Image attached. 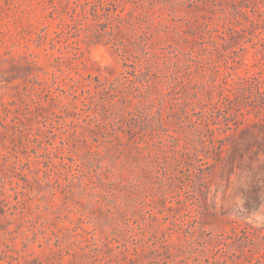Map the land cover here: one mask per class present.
Masks as SVG:
<instances>
[{"label":"rangeland","instance_id":"1","mask_svg":"<svg viewBox=\"0 0 264 264\" xmlns=\"http://www.w3.org/2000/svg\"><path fill=\"white\" fill-rule=\"evenodd\" d=\"M180 1L117 4L141 17L121 33L135 57L79 30L57 33L86 0H0V234L20 223L29 233L27 247L23 234L10 241L28 253L18 264H264V107L229 90L264 68V0ZM150 24L161 27L151 50L182 54L177 91L158 84L135 45ZM230 27L241 31L232 47ZM149 88L142 130L129 122ZM194 121L210 154L203 186L171 160L168 134L198 139ZM142 134L147 149L133 143ZM158 175L187 183L174 178L171 190Z\"/></svg>","mask_w":264,"mask_h":264},{"label":"trees","instance_id":"2","mask_svg":"<svg viewBox=\"0 0 264 264\" xmlns=\"http://www.w3.org/2000/svg\"><path fill=\"white\" fill-rule=\"evenodd\" d=\"M121 1L122 0H111L110 3H113L115 5L113 10H111V8L106 2H104V0H98V2L96 0H86V2L82 4L81 10H79L78 7H74L72 10H68L71 20L65 21L64 26H61L60 31H58L57 33H71L73 30H79L81 31L80 34H84V36L88 39L96 38L100 41L101 39H106V43H112L113 46L117 50L123 52L124 55L139 57L131 52L130 40H126V38H124L121 33H123L125 29H129L131 27L136 28L137 26H139V24L141 23V17L133 15V13L125 15L122 12L123 10L119 12L117 4L121 3ZM163 2L165 3L166 8L171 10H175L176 6L181 3L180 0H163ZM237 13L244 15L248 20L253 22V19H250V16L248 15L247 11L237 10ZM83 19L92 20V25H85ZM160 29L161 27L155 26L153 24L148 25L146 27L144 35L140 36V38H142L141 41L139 42V40H136L135 45L138 51L140 50L143 54L147 56L146 62L148 68H150L149 70H156L155 78L158 79V84H164L166 81V83H168L170 87H173L174 91H177L181 88L180 85L183 83V79L180 80V66L181 61L183 60L182 54L180 52H175V55L162 56L159 55L156 51L150 49L151 45L149 44V39L152 37V35L150 36V34H153L154 36L155 32L160 31ZM207 31L212 34V30L208 29ZM240 33V29H236L234 27L229 28V37L227 38V40L225 37L224 39L226 40V42H229L230 47H232V41ZM261 40L264 41V38H262ZM142 41H145L144 45L142 44ZM260 63L262 64L263 61H261ZM263 65L264 64H262V66ZM160 70L166 73L164 75L159 74ZM263 73L264 68H261L260 71H256V73L254 74L239 76L237 86L229 87V90L233 93L237 92L238 90L250 91V97H252L253 99L252 105H255L256 107H264V78L262 77ZM163 78H166V80H164ZM148 82V86H155L156 84L155 82H152V80H148ZM101 85L107 86V83L104 82L101 83ZM111 86L116 85L112 83ZM253 86H255L256 90H254ZM146 93L148 101L145 102L141 100L136 107L138 108L137 111L141 112L142 115L136 118L137 123L135 122V124H133V122H129L130 126L134 125L135 128L139 126L142 128V130L145 129V127L149 124L150 121L147 112L151 113L152 108L155 106L153 102L154 100L150 98V96L153 95L152 90L149 88ZM182 93L183 95H181L179 98L180 101L176 102V105H179L181 109L180 115L186 113V107L188 105V99L186 98L187 92L184 90L182 91ZM228 99L230 100V102H232V99L227 96V94L222 95V102L226 103ZM123 100L124 102H129L126 97ZM113 104L114 103H112L111 105ZM158 112L162 114L161 110H159ZM128 113L134 115L135 111L128 110ZM180 118L183 120L184 116H180ZM193 124L194 126H196V137H198V139L194 137L190 140H186L180 135H175L171 133L168 134V136L172 138L171 141L174 142L170 150V152L172 153L171 160L178 165L185 166L189 172L194 173L197 176V180H199V182L196 181L195 183H198V185L203 186L205 183L204 180L206 178V169L207 165L209 164L208 158L210 157V154L209 150L206 148L207 145L205 140L200 136L201 131L199 122L194 121ZM142 130L139 131V133L144 132ZM143 135L145 134H142L139 140L137 138H133L135 136H131V138H133V143L135 145L137 144V148L147 149L148 145H146L145 147L139 145V143L146 140V137ZM158 136H160V134H158ZM160 142H162L164 145L163 139H161ZM178 147H181V149L179 150ZM201 151H205V157H201ZM149 153L151 152L149 151ZM151 154L149 156H151ZM161 159L163 160V158L159 156L157 159V164L159 167H161L160 169H163V171L167 172L166 165L168 164V162L165 159L164 161H162ZM159 171L160 170H158L157 173ZM157 178L161 180V184H164L166 182L165 186L168 185L167 188L169 187L168 189L171 190L174 189V178H177L179 180H182L184 183H187V181L179 175L172 176L171 179L168 181L166 180V177H163L161 175H158ZM137 180L133 184V186L139 189V186L141 187V185L137 182ZM23 227L24 225L20 223L15 230H8L5 240L2 239V235L0 234V242H2L0 245V260L8 259L7 264H18L20 257L25 258L28 254L27 252H22L23 249L16 248L15 244H12L10 242L11 240L15 241L20 234H23L27 238V241H24L25 247L28 246V244L32 240L30 238L29 233H27L26 230L22 229ZM28 231H31V229L28 228ZM0 264L2 263L0 262Z\"/></svg>","mask_w":264,"mask_h":264}]
</instances>
